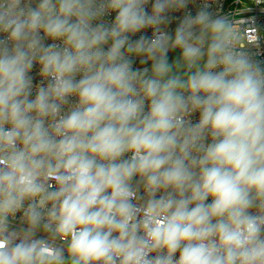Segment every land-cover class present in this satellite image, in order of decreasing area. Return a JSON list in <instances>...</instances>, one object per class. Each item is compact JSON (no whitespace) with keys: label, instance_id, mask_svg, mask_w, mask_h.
<instances>
[{"label":"clouds","instance_id":"9594fccd","mask_svg":"<svg viewBox=\"0 0 264 264\" xmlns=\"http://www.w3.org/2000/svg\"><path fill=\"white\" fill-rule=\"evenodd\" d=\"M216 5L0 0V264H264V32Z\"/></svg>","mask_w":264,"mask_h":264},{"label":"built area","instance_id":"2783aa9c","mask_svg":"<svg viewBox=\"0 0 264 264\" xmlns=\"http://www.w3.org/2000/svg\"><path fill=\"white\" fill-rule=\"evenodd\" d=\"M217 6L223 13L233 11L236 12L235 15H242L245 18H254L255 25L261 32H264V4L256 6L255 0H218V5L214 6V8ZM246 8H252V10L246 11ZM257 58L264 59V39L260 42V51Z\"/></svg>","mask_w":264,"mask_h":264}]
</instances>
